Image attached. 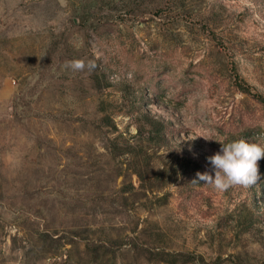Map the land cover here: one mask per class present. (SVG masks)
<instances>
[{"label": "rangeland", "instance_id": "obj_1", "mask_svg": "<svg viewBox=\"0 0 264 264\" xmlns=\"http://www.w3.org/2000/svg\"><path fill=\"white\" fill-rule=\"evenodd\" d=\"M240 138L264 0H0V264H264V158L196 180Z\"/></svg>", "mask_w": 264, "mask_h": 264}, {"label": "clouds", "instance_id": "obj_2", "mask_svg": "<svg viewBox=\"0 0 264 264\" xmlns=\"http://www.w3.org/2000/svg\"><path fill=\"white\" fill-rule=\"evenodd\" d=\"M74 67H81L79 63ZM264 158V143L245 138L221 142L219 151L209 157L214 175L198 172V181L213 185L224 190L233 185L250 186L259 174L258 161Z\"/></svg>", "mask_w": 264, "mask_h": 264}]
</instances>
